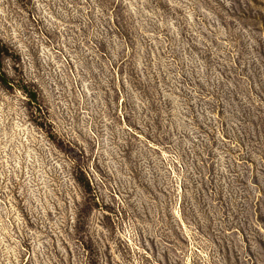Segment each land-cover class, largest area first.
<instances>
[{
    "label": "rangeland",
    "instance_id": "1",
    "mask_svg": "<svg viewBox=\"0 0 264 264\" xmlns=\"http://www.w3.org/2000/svg\"><path fill=\"white\" fill-rule=\"evenodd\" d=\"M0 264H264V0H0Z\"/></svg>",
    "mask_w": 264,
    "mask_h": 264
}]
</instances>
